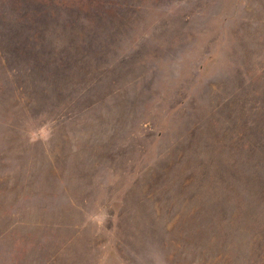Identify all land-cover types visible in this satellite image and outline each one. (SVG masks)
Returning <instances> with one entry per match:
<instances>
[{"label": "rangeland", "instance_id": "374dc122", "mask_svg": "<svg viewBox=\"0 0 264 264\" xmlns=\"http://www.w3.org/2000/svg\"><path fill=\"white\" fill-rule=\"evenodd\" d=\"M0 264H264V0H0Z\"/></svg>", "mask_w": 264, "mask_h": 264}]
</instances>
